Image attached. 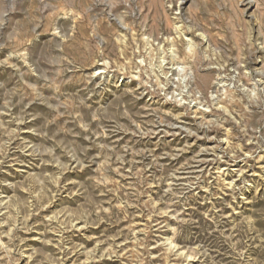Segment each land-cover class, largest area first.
Segmentation results:
<instances>
[{
	"label": "rangeland",
	"instance_id": "obj_1",
	"mask_svg": "<svg viewBox=\"0 0 264 264\" xmlns=\"http://www.w3.org/2000/svg\"><path fill=\"white\" fill-rule=\"evenodd\" d=\"M0 264H264V0H0Z\"/></svg>",
	"mask_w": 264,
	"mask_h": 264
}]
</instances>
